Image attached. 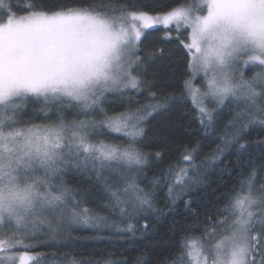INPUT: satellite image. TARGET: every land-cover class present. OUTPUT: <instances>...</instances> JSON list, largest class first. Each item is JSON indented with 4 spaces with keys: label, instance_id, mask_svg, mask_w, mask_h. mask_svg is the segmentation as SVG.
Segmentation results:
<instances>
[{
    "label": "snow or ice",
    "instance_id": "6c2138e0",
    "mask_svg": "<svg viewBox=\"0 0 264 264\" xmlns=\"http://www.w3.org/2000/svg\"><path fill=\"white\" fill-rule=\"evenodd\" d=\"M146 8L130 9L117 0H29L23 5L0 0V264H128L112 253L97 256L70 248L57 258L55 252L32 250L49 241L77 245L130 239L137 232L145 236L156 231L152 219L178 214L184 196H189L183 201L184 226L201 235L185 231L159 264H264V183H257L264 180V155L260 163L248 161L247 173L239 172L238 188L215 197V218L193 208L191 197L207 183L209 169L231 176V165L239 167L254 144L264 149V139H244L252 127L264 129V0H192L163 11ZM157 26L164 28L160 39H171L173 29H190L189 42L181 44L191 53L188 68L193 74L202 71L205 84L202 91L190 78L183 86L204 133L214 134L219 143L199 162V142L185 146L178 161L142 187L149 154L137 141L147 118L164 104L113 115L103 104L109 94L151 87L142 71L164 49L146 57L139 52L142 37ZM249 66L256 69L250 76ZM176 98L171 93L163 101ZM209 99L215 107L207 106ZM70 109L87 118L67 121ZM105 132L123 134L127 143L92 139ZM232 150L235 162L226 159ZM70 172L86 176L89 187L69 184ZM161 188L166 189L164 207L157 200ZM93 196L107 214L88 206ZM177 223L174 219L171 227ZM80 230L93 235L74 238L72 232ZM134 264H150L147 253Z\"/></svg>",
    "mask_w": 264,
    "mask_h": 264
},
{
    "label": "trees",
    "instance_id": "16d2710c",
    "mask_svg": "<svg viewBox=\"0 0 264 264\" xmlns=\"http://www.w3.org/2000/svg\"><path fill=\"white\" fill-rule=\"evenodd\" d=\"M192 0H117L120 4H128L129 8L135 7L137 4L148 5L145 10L163 11L177 3L188 4ZM8 0H5L7 3ZM13 4H27L29 0H11ZM36 3L45 2V0H35ZM71 2V0H66ZM14 12L18 15L24 14L19 8H13ZM4 14V10L0 9V15ZM164 35L163 26H157V28L146 37H142L140 45L139 55L146 57L148 53H156L159 49H164V54L154 55L147 61V64L142 71V79L151 83V87H147L146 84H142L139 90H132L125 92L123 96L119 94H109L104 101V108L107 110L108 115L115 113L125 112L130 108H136L145 104H155L157 101H161L164 106L158 108L151 114L144 123V134L138 138L137 147L142 149L145 153H148V164L145 168V177L141 181L142 187L148 186V181L153 176H159L162 170L166 169L170 163H174L179 160L184 152L185 146L189 148L199 142L201 145L199 154L197 156V162L202 159L206 154H210L211 150L215 147L219 140L214 138V134L206 135L204 129L201 127L198 119V110L194 106L191 97L184 89V80L192 77L191 69L188 68V62L191 59V54L181 44V41L188 42L189 29L182 30L177 33L174 29L171 31V39H160ZM179 36V39L176 37ZM255 68L249 66L246 70V75H252ZM137 74V73H134ZM196 85L204 90L205 79L198 76L195 81ZM155 92L156 98L151 99L150 93ZM171 93L176 94V99H170L166 102L163 101V97L168 96ZM207 104V103H206ZM208 107H215L214 102H209ZM229 110L225 108L222 112L223 119L226 121L229 118ZM94 115L97 120L102 119V116L97 113H90ZM67 121L73 119H85L84 115H77L75 110H68L65 113ZM51 119H55V115L51 116ZM41 123L43 121H35ZM93 140H103L106 143L112 144H125L127 143L123 134L105 132L99 137H92ZM245 140L259 141L264 139V129L260 127H252L250 131L245 135ZM243 142V141H242ZM255 150L244 154L240 158L239 167L233 163L231 165L232 175L229 176L225 171L223 174L220 168L209 169L206 177L207 183L199 186L191 197L193 199L192 207L197 211L204 213L207 211L214 218L216 213L212 207L215 202V197L220 196L221 193L231 192L234 185H236V179L241 170L245 173L249 168L248 161L255 159L257 163H260V157L264 155V149H261L259 144H254ZM159 152L161 156L158 158L155 154ZM227 160L235 162L237 155L234 150L226 156ZM223 167L222 165L220 166ZM264 176V173H261ZM66 180L69 184L81 188H87L90 185V181L86 176L78 174L76 172H70L66 175ZM257 183H264V180H258ZM166 189H157V200L160 202L159 207H164ZM189 199V196H184L181 201L177 203L178 214L165 215L161 217L157 222L152 219V224L155 225L156 231L151 230L145 236H141L137 232L135 237L125 239H114L111 242L107 240L87 241L84 244L72 245L71 241L63 240L59 244L55 241H49L47 245L39 246L33 249L34 252H43L51 254L53 252L59 254L74 249L76 252H80L81 249L85 254H92L99 256L102 254L112 253L114 258H126L128 264H134V260L137 256L143 253H147V258L150 264H159V262L168 256V253L173 250V247L179 237L184 234L185 231H189L192 235L199 236L201 231L199 229L190 230L187 229L185 221L182 217L187 213L184 211L183 201ZM226 199V198H225ZM225 201L220 200L216 207H219ZM100 200L98 196L89 198L88 206L96 208L101 214H107L105 209L98 208ZM178 221L177 225L171 227L173 220ZM135 223V221H134ZM140 224L144 223L143 220L139 221ZM187 224H191L189 219ZM203 223V221L201 222ZM93 233L88 230L73 231L72 236L83 237L91 236ZM104 236L110 235V233H103ZM68 245L69 247H66ZM23 251V249H20ZM50 258V257H49Z\"/></svg>",
    "mask_w": 264,
    "mask_h": 264
},
{
    "label": "rangeland",
    "instance_id": "374dc122",
    "mask_svg": "<svg viewBox=\"0 0 264 264\" xmlns=\"http://www.w3.org/2000/svg\"><path fill=\"white\" fill-rule=\"evenodd\" d=\"M192 2V1H191ZM190 2V3H191ZM189 4V3H188ZM189 33H190V29H189ZM189 42V41H188ZM187 43V42H186ZM191 54V53H190ZM191 72H192V70H191ZM203 76V72L201 71V72H198V73H196V74H193V72H192V77H191V79H192V81H193V85L195 86V87H198L197 85H196V83H195V81H196V78L198 77V76ZM204 77V76H203ZM204 79H205V77H204ZM209 102H213V101H211L210 99L208 100V101H206V103L207 104H209Z\"/></svg>",
    "mask_w": 264,
    "mask_h": 264
}]
</instances>
